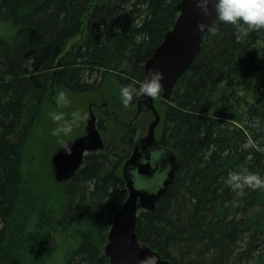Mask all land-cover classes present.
Wrapping results in <instances>:
<instances>
[{
  "label": "trees",
  "instance_id": "obj_1",
  "mask_svg": "<svg viewBox=\"0 0 264 264\" xmlns=\"http://www.w3.org/2000/svg\"><path fill=\"white\" fill-rule=\"evenodd\" d=\"M180 1L0 0V264H108L136 121L107 139L113 127L97 118L103 149L64 183L46 165L25 171L27 147L53 90L138 91ZM209 26L169 100L154 97L156 140L175 171L154 208L138 211L136 238L170 264H264V190L226 183L233 171L264 177V29Z\"/></svg>",
  "mask_w": 264,
  "mask_h": 264
},
{
  "label": "water",
  "instance_id": "obj_2",
  "mask_svg": "<svg viewBox=\"0 0 264 264\" xmlns=\"http://www.w3.org/2000/svg\"><path fill=\"white\" fill-rule=\"evenodd\" d=\"M176 9L178 15L173 27L143 64L145 79L149 70L163 73L161 83L164 91L160 97L165 101L169 100L176 81L199 51L206 30H197V23L204 21L210 25L215 17L203 16L195 0H181ZM136 105V115L143 111L152 115L153 119L149 122L145 135L135 142L130 157L122 166V177L128 194L112 218L103 253L108 264H149L150 261H154V264H170L136 238L138 209L146 211L154 208L175 171L173 154L161 147L155 138L159 115L153 106V98L140 95ZM102 149L103 141L96 127V119L89 109L83 134L66 143L51 156L54 180L58 183L70 180L82 165L85 154ZM158 177L159 181L152 189L137 185L139 181L148 182Z\"/></svg>",
  "mask_w": 264,
  "mask_h": 264
},
{
  "label": "rangeland",
  "instance_id": "obj_3",
  "mask_svg": "<svg viewBox=\"0 0 264 264\" xmlns=\"http://www.w3.org/2000/svg\"><path fill=\"white\" fill-rule=\"evenodd\" d=\"M92 111L98 119H104L108 128V138L115 133L118 125H126L136 121L139 129V136L146 133V128L151 116L147 113L136 115L135 104L125 107L121 100H109L100 94H70L60 91H52L50 98L44 103L37 130L32 134L28 145V161L25 171L35 177L41 174L42 167L48 166L52 172L50 163L51 156L66 143L84 132L85 119ZM42 143H38V142ZM46 162V164H45ZM30 175V176H31ZM159 177L151 181H139L138 186L148 189L154 188ZM56 198L53 197V200Z\"/></svg>",
  "mask_w": 264,
  "mask_h": 264
},
{
  "label": "clouds",
  "instance_id": "obj_4",
  "mask_svg": "<svg viewBox=\"0 0 264 264\" xmlns=\"http://www.w3.org/2000/svg\"><path fill=\"white\" fill-rule=\"evenodd\" d=\"M195 3L203 16L214 15L219 23L235 25L239 31H243L244 27L249 30L264 29V0H195ZM196 27L199 31L207 30L212 34L216 32L215 27H210L204 21L198 22ZM162 80L163 73L158 70H149L138 91L134 92L131 86L121 89V103L127 107L134 95L157 97L164 91ZM226 183L233 190H243L245 187L252 190H264V177L246 170L230 172ZM149 264H154V261H150Z\"/></svg>",
  "mask_w": 264,
  "mask_h": 264
},
{
  "label": "flooded vegetation",
  "instance_id": "obj_5",
  "mask_svg": "<svg viewBox=\"0 0 264 264\" xmlns=\"http://www.w3.org/2000/svg\"><path fill=\"white\" fill-rule=\"evenodd\" d=\"M135 106H136V101H135ZM152 119H153V117H152Z\"/></svg>",
  "mask_w": 264,
  "mask_h": 264
}]
</instances>
